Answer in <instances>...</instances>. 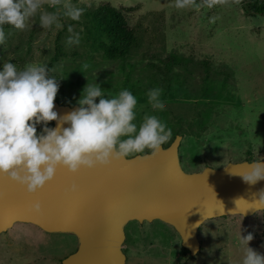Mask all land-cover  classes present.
I'll list each match as a JSON object with an SVG mask.
<instances>
[{"label": "rangeland", "instance_id": "374dc122", "mask_svg": "<svg viewBox=\"0 0 264 264\" xmlns=\"http://www.w3.org/2000/svg\"><path fill=\"white\" fill-rule=\"evenodd\" d=\"M101 2L125 10L130 25L142 30L145 38L142 47L148 45L149 30L151 33L155 30V34L160 31V36L165 35L167 50L191 55L195 63L209 61L210 80L205 83L206 88L203 89L200 77L199 81L195 79L197 95L187 96L190 103L170 110L172 114L160 112L165 117L161 121L175 129L178 123L173 122V116L181 115L185 121L201 109V119L197 117L199 127L192 126L194 136L182 138L178 148L183 170L198 172L207 165L220 168L229 162L249 160L252 155L247 154L251 153L259 160L264 157V14L248 15L240 3L215 0L209 7L203 0H190L186 7L178 9L175 0H59L55 6L50 0H42V7L26 21V27L10 32L9 54L14 56L18 49L31 64H37L42 59L41 48L52 46L57 31L69 20L58 18L51 27L42 28L39 24L42 13L59 14L65 11L66 5L83 9L82 5L91 8ZM71 27L73 32H67L64 39L78 33L77 24ZM32 29L34 32L29 37ZM157 38L149 47L151 51L159 47ZM27 40L32 44L29 54L32 60L26 52ZM83 72L84 68L74 71L73 76ZM90 73L97 78V70ZM205 74L203 68L198 72L201 77ZM191 79L186 84L192 88ZM81 80L84 83L83 76ZM81 90L79 95L78 89L72 91L75 100L80 98ZM177 99L181 100L182 96ZM205 101L213 104L215 113L210 108H201ZM206 118H209L207 122ZM209 121L213 123L210 125ZM204 134L207 136L203 137ZM248 234L253 235L249 247L262 255L264 211L251 216L228 215L206 220L198 228L200 249L192 258L181 252L180 238L174 229L159 220L130 221L125 226L123 247L126 264H242L246 245L241 244L240 235ZM76 246L73 235L47 233L31 224L15 223L0 233V264H62V259Z\"/></svg>", "mask_w": 264, "mask_h": 264}, {"label": "water", "instance_id": "95a60500", "mask_svg": "<svg viewBox=\"0 0 264 264\" xmlns=\"http://www.w3.org/2000/svg\"><path fill=\"white\" fill-rule=\"evenodd\" d=\"M78 107L54 100L53 110L62 117ZM56 126L52 121V128ZM181 140L176 135L148 159L121 158L75 174L58 167L55 178L35 194L0 174V233L15 223L31 224L47 233L75 237L76 249L62 264H126L122 249L130 221L168 224L194 256L200 249L197 231L206 220L264 211L251 206L259 199L254 194L264 190V180L250 185L238 175L249 170L248 163H264V157L186 172L178 154ZM73 183L76 192L70 191ZM35 203L41 204L40 213L32 210Z\"/></svg>", "mask_w": 264, "mask_h": 264}, {"label": "clouds", "instance_id": "9594fccd", "mask_svg": "<svg viewBox=\"0 0 264 264\" xmlns=\"http://www.w3.org/2000/svg\"><path fill=\"white\" fill-rule=\"evenodd\" d=\"M190 0H175V7L184 8ZM211 7L215 0H204ZM55 6L59 0H50ZM42 7V0H0V45L5 41L4 26L17 30L26 27V21L34 17ZM82 9L65 6L64 16L78 20ZM58 16L42 13L39 24L51 27ZM69 33L73 32L71 26ZM80 43L78 33L70 35L68 45ZM50 68L42 64H28L18 70L12 62H4L0 70V174L35 194L55 178L58 167L75 174L81 168L94 169L110 166L121 158L155 157L172 137V129L155 115H144L137 125V98L128 89L115 96H107L100 85L88 83L77 100L79 107L59 117L54 111V100L59 90L58 79L50 75ZM161 88L146 93L152 109L163 111ZM100 98L96 103V98ZM57 121L55 128L48 123ZM69 125L64 127V125ZM43 125L37 133V126ZM248 171L238 174L246 184L255 185L264 180V163H248ZM73 183L70 191L76 192ZM257 209H264V190L254 194ZM32 210L41 212V204ZM252 234L240 235L246 245L242 264H264V255L249 247Z\"/></svg>", "mask_w": 264, "mask_h": 264}, {"label": "trees", "instance_id": "16d2710c", "mask_svg": "<svg viewBox=\"0 0 264 264\" xmlns=\"http://www.w3.org/2000/svg\"><path fill=\"white\" fill-rule=\"evenodd\" d=\"M220 1L240 3L248 15L264 14L263 0ZM82 7V14L78 20H72L64 16L63 13L57 14L58 18L63 19L66 17L69 20L63 22L61 29L57 31L52 46H43L41 48L42 59L37 60V64L47 65L51 70L49 74L58 79L59 90L55 101L59 104L78 105V99L75 100L76 98L72 91L78 89L77 94L79 95L80 87L83 86L84 88L87 83L89 85L93 83L99 84L105 94L110 97L117 95L123 89H128L137 98L136 120L134 122L139 125L142 121L139 117L142 115H155L160 120L165 118L161 117L160 110L154 111L149 104L146 95L149 89L161 88L163 90L161 99L169 105L165 106L162 112L171 113L170 110L179 109L180 105L191 102L187 98L189 94L191 97H196L197 89L194 88V85L197 82H195V79L199 81L200 77L204 83L203 89L206 88L205 83L210 80L208 60H198L195 63L190 59L191 55L185 56L179 54L176 50H167L165 35L160 36L162 34L160 31H156L157 34H155V30L153 33H151V30L148 31L150 33L147 35L148 45L147 47H142L144 44L142 42L145 39L142 37V30L138 31V28L130 25L123 8L112 6L109 2H101L91 8L85 5H82ZM73 24L78 25L80 43L70 46L67 44V38L64 39V35H67L69 26ZM14 30L16 29L12 26H4L5 41L3 45H0V70H2L3 63L8 61L14 63L18 70H23L26 65L31 64L27 57L18 53V49H15L17 54L15 53L14 56L9 54V41L12 37L10 32ZM32 32H34V29L31 30L29 37L32 36ZM155 36L160 40L158 42L159 47L155 51H151L152 49H149V47H151L152 41L156 39ZM154 37L155 39H153ZM26 44L28 48L26 52H28L29 56L32 44L30 40H27ZM29 59L32 60L31 56H29ZM113 63H115L114 68ZM82 68H84V72L80 76H73L74 71L77 73ZM202 68L205 69L206 74L201 77L198 72H201ZM92 70L98 71V79H94L95 76L90 73ZM81 76L85 79L84 83L81 80ZM190 77H192L190 80L192 88L189 84H186V80L190 79ZM184 84L187 87H183ZM174 90L175 94L172 96ZM183 90L190 93H185ZM179 95L182 96L181 100L177 99ZM99 99V97L96 98V103L99 102ZM137 107H140V109ZM206 107L210 108L212 113H215L212 103L205 101L201 108ZM200 115H202L201 109H198L195 115L190 116L185 121L180 118L181 115L173 116V122H177L178 125L175 129L171 127L172 137L163 147L168 146L176 135H180L182 138H192L194 136L192 126L199 127L197 117L201 119ZM208 119L206 118V122ZM211 123L213 122L209 121L210 125ZM42 127L43 125L37 126L38 134L41 132ZM48 127L52 128V121L48 123ZM208 127L209 125H207V129ZM204 136H207V134H204ZM248 155H252L251 158L243 161L259 160L258 157L253 158L254 153ZM261 248L262 255H264V234L261 240ZM180 250L184 255L192 258L182 246H180Z\"/></svg>", "mask_w": 264, "mask_h": 264}, {"label": "bare ground", "instance_id": "6f19581e", "mask_svg": "<svg viewBox=\"0 0 264 264\" xmlns=\"http://www.w3.org/2000/svg\"><path fill=\"white\" fill-rule=\"evenodd\" d=\"M232 169H235L236 167L235 166H231ZM219 173V172H218ZM188 178V177H187ZM201 181L203 182L204 181V178L201 176Z\"/></svg>", "mask_w": 264, "mask_h": 264}, {"label": "flooded vegetation", "instance_id": "af4514ba", "mask_svg": "<svg viewBox=\"0 0 264 264\" xmlns=\"http://www.w3.org/2000/svg\"><path fill=\"white\" fill-rule=\"evenodd\" d=\"M124 232H125V229H124ZM124 249H125V248L123 247L122 250H123V253L125 254ZM125 257H126V260H127V256H126V254H125Z\"/></svg>", "mask_w": 264, "mask_h": 264}]
</instances>
